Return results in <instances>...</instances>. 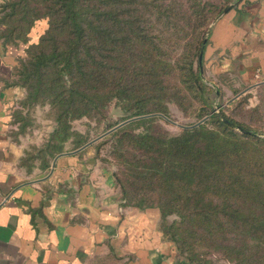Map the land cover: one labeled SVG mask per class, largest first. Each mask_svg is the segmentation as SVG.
Here are the masks:
<instances>
[{
	"label": "trees",
	"instance_id": "trees-1",
	"mask_svg": "<svg viewBox=\"0 0 264 264\" xmlns=\"http://www.w3.org/2000/svg\"><path fill=\"white\" fill-rule=\"evenodd\" d=\"M235 1L217 9L202 0L0 6L7 44L25 42L34 23L45 20L14 71L25 93L12 117L21 133L35 110L46 108L53 126L23 163L36 160L48 169L57 155L88 143L73 121H105L110 157L99 156L100 144L96 155L117 167L123 203L157 208L161 231L190 264H208L214 255L230 264H264V122L236 120L220 107L241 131L222 121L211 94L226 92L205 82L199 68L207 24ZM219 80L230 84L225 76ZM186 99L197 122L170 134L159 121L169 118V103L182 109ZM110 105L122 113L113 122L106 120Z\"/></svg>",
	"mask_w": 264,
	"mask_h": 264
},
{
	"label": "crops",
	"instance_id": "crops-1",
	"mask_svg": "<svg viewBox=\"0 0 264 264\" xmlns=\"http://www.w3.org/2000/svg\"><path fill=\"white\" fill-rule=\"evenodd\" d=\"M237 1L209 26L202 58L208 84L226 95L264 82V0ZM44 25L36 21L25 42L0 37V264H190L161 231L157 208L123 203L114 167L90 144L46 170L23 163L51 129L41 141L31 125L17 133L12 116L25 91L14 71Z\"/></svg>",
	"mask_w": 264,
	"mask_h": 264
},
{
	"label": "rangeland",
	"instance_id": "rangeland-1",
	"mask_svg": "<svg viewBox=\"0 0 264 264\" xmlns=\"http://www.w3.org/2000/svg\"><path fill=\"white\" fill-rule=\"evenodd\" d=\"M212 3L215 8L221 7L225 0H202ZM217 16V15H216ZM215 16V17H216ZM214 17V18H215ZM214 18H211L210 23L207 24V28L204 34V37L207 34L209 26L212 24ZM203 67V66H202ZM204 75V72H203ZM204 81L208 83L204 76ZM212 99V109L216 112L219 111L220 107L236 120H245L246 122L263 123L264 122V83H255L254 85L245 88L238 94L228 93L223 95V98H218L215 93L211 94ZM260 106L263 108L261 109ZM192 106L186 99L184 106L180 109L175 103H169V118L162 119L159 121L160 125L170 134H176L181 130V127L188 125L194 122H197V116L193 112ZM257 108V110H256ZM46 108H37L33 115V120L31 121V127H35L36 138L35 140H40L43 137L46 130L51 129L53 122L45 118ZM258 111V112H257ZM107 121L113 122L120 116L122 113L118 108H115L113 105H110L107 110ZM105 121L97 120L95 118H81L72 122L73 127L85 133L88 137L89 143L95 150V146L100 144L99 156L108 158L110 151L111 141L108 136L105 135L107 132L105 130ZM48 126V127H47ZM264 136V130L263 134ZM98 138V139H97ZM39 142V141H38ZM114 167V170L117 167L113 164H110ZM208 264H230L218 257L211 256L210 262Z\"/></svg>",
	"mask_w": 264,
	"mask_h": 264
},
{
	"label": "water",
	"instance_id": "water-1",
	"mask_svg": "<svg viewBox=\"0 0 264 264\" xmlns=\"http://www.w3.org/2000/svg\"><path fill=\"white\" fill-rule=\"evenodd\" d=\"M237 3H238V1L233 2V3H230L227 6H225V8L214 18V20L212 21V24L215 23L222 15H224L226 12H228L231 8H233L235 5H237ZM206 41H207V34L204 37V40H203V43H202V50H201V52L199 54V68H200V74H201L202 78H204V75H203V67H202V56H203V50H204V46L206 44ZM216 112L218 113V115H219V117L221 118L222 121H224L225 123L229 124L235 130H237L239 132L241 131V128L238 125L228 122L226 120V118L222 115V113H220L219 111H216ZM123 123H125V122H123ZM94 140H96V139H94ZM94 140H92V141H94ZM91 142H88L86 144H89Z\"/></svg>",
	"mask_w": 264,
	"mask_h": 264
}]
</instances>
